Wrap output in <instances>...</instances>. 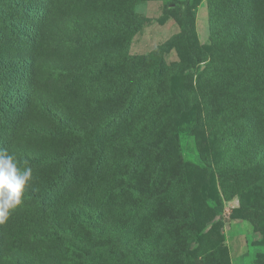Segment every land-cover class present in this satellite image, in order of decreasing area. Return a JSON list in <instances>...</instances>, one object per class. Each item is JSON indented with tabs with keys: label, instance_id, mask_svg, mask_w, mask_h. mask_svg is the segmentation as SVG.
<instances>
[{
	"label": "trees",
	"instance_id": "16d2710c",
	"mask_svg": "<svg viewBox=\"0 0 264 264\" xmlns=\"http://www.w3.org/2000/svg\"><path fill=\"white\" fill-rule=\"evenodd\" d=\"M226 1L238 21L263 2ZM103 8L102 1L94 0H0V149L13 154L22 168L32 169L21 205L0 223V264H127L121 254L125 247L123 253L139 258L138 264H190L189 245L196 246L197 239L202 242L206 236L194 240L188 234L196 219L188 199L190 186L183 174L173 175L164 148L140 140L138 127L122 128L116 135L106 132L140 106V100L129 94L130 85L140 83L133 71L135 57L127 59L126 50L112 46L94 49L88 57L87 52L75 57L72 50L60 51V45L73 48L95 38L97 32L89 33L86 21L98 17L115 39H131L142 28L143 21L133 11L122 17L121 9ZM252 31L229 62L218 57L204 71L212 85L200 92L206 121L215 132L214 145L219 147L216 158L225 154L228 160L218 159L221 170H233L225 179L229 190L251 177L261 181L264 191V133H259L255 116H264V33L253 41ZM74 33L81 38L75 40ZM116 56L118 60H113ZM106 57L123 68L88 80L91 96L82 100L80 91L68 87L69 77L93 70L90 62ZM157 82L150 93L157 90ZM125 96L128 102L121 105ZM236 144L240 154L231 157ZM93 146L100 156L93 155ZM207 168L210 174L216 170L211 163ZM105 174L116 175V181L106 182L103 191ZM119 177L125 180L124 187ZM141 177L146 187L131 182ZM164 178L171 180L167 188L152 191L169 183L163 185ZM222 187L230 198L225 182ZM125 190L131 192L130 204L122 198ZM114 196L118 201L112 203ZM223 208L222 203L214 206L215 213ZM108 212L113 213L110 224ZM145 216L150 222L140 230ZM258 217L252 216L256 224ZM171 223L185 231L184 238L177 237L178 245L171 251L167 240L155 248L159 234L174 231ZM77 225L83 232H76ZM54 243L56 254L46 246ZM110 250L111 256L101 261ZM65 252L68 263H59L57 255Z\"/></svg>",
	"mask_w": 264,
	"mask_h": 264
},
{
	"label": "rangeland",
	"instance_id": "374dc122",
	"mask_svg": "<svg viewBox=\"0 0 264 264\" xmlns=\"http://www.w3.org/2000/svg\"><path fill=\"white\" fill-rule=\"evenodd\" d=\"M97 1L104 3L103 12H106L107 8L121 9L120 15L124 17L133 11L143 21L142 28L131 39L129 37L115 39L112 32L101 26L102 17H98L94 22L86 21L88 23L86 30L89 33L97 32L95 38L86 39L73 48L60 45L62 53L66 54L72 50L75 57L85 52L88 57L94 54V49H109L108 46H112L115 50H126L127 59L131 56L135 57L137 64L133 65V71L136 82L140 81V83L130 85L132 89H129V94L132 98L133 95L136 96L134 100H140V106L134 108V113H131L129 119L118 127L106 128V132L112 135L115 131L116 135L122 128L128 127L132 130L138 127L136 134L139 135V139L146 144L157 142L164 148L163 153L169 156L173 175L180 177L183 174L186 178L190 186L188 199L193 205L196 218L191 223L188 234L194 240L196 236L206 234L202 242L197 239L196 246L189 245L190 264H206L212 256L211 264L262 262L264 264L263 186L260 180H251L250 177V180L246 178L241 184L232 186L229 190L230 184L225 179L228 174H233V170L228 168L226 171L221 170L223 167L219 165L221 162L218 159H223L224 156L223 161L228 160L225 159V154H219L218 159L216 158L219 147L214 145L215 132L206 121L207 116L200 96L202 87L212 85L211 79L204 76V71L216 58L222 57L229 62L234 53L242 51L252 30L253 41H258L262 37L264 0L259 2L243 21H238L235 17L236 11L226 0H94ZM73 36L75 40L81 38L79 33L78 35L74 33ZM83 36L87 37L88 34ZM117 58L116 56L113 60H118ZM111 61L112 59L106 57L90 62L89 67L93 70L70 76L71 82H68V87L80 91L82 100L89 99L91 93L86 88L88 80L99 79L104 77L105 73L114 71L116 74L120 68H123V65L118 68L113 66ZM97 66L100 67L97 69ZM155 81L159 82H157L158 88L155 93L154 91L150 93L149 88ZM123 92L125 91L121 94ZM125 97L122 98L121 105L123 101L128 102L129 97ZM255 116L260 126L259 133L262 134L264 116L258 113ZM154 119L157 122L155 127ZM154 128L157 132L153 130ZM239 147L240 145L237 144L232 146L236 149L231 157L240 154ZM95 150L93 155L100 156V151ZM207 163H211L216 169L211 174ZM124 172H127L126 167ZM112 181H116V175L101 176L102 190L106 189L108 185L105 184L106 182ZM168 181L169 178L162 179L163 185ZM119 182H122L124 187L125 180L119 177ZM131 182L137 184L140 182L147 186V181L144 182L143 177L133 178ZM170 182L171 180L162 188L155 186L152 191L167 188ZM175 182L179 184L180 180ZM222 182H225V189L230 198L224 194ZM122 196L128 204L133 200L131 192L127 190L123 191ZM116 201L118 197L114 196L112 203ZM219 203H222L224 208L217 215L214 206ZM112 214L108 212L105 215L109 224L112 223ZM252 216H259L258 224L254 222ZM148 218L145 216L142 219L140 230H145L150 222ZM170 226L174 231L167 229L162 236L159 234L155 248L163 246L162 242L167 240L166 242L171 244L168 248L171 251L172 246L178 245V238H184L185 231L181 227L173 223ZM76 228V232H83L80 225ZM171 233L173 234L170 235ZM173 235L174 238L171 240ZM46 246L51 248L54 254L59 251L56 243ZM127 249L125 247L124 251L126 252ZM123 252L121 254L125 255L127 264H138L139 258L136 259ZM111 254L112 250L103 256L101 261L108 259ZM66 255V252L64 255H57V261L68 263ZM107 263L108 261L103 262V264Z\"/></svg>",
	"mask_w": 264,
	"mask_h": 264
},
{
	"label": "clouds",
	"instance_id": "9594fccd",
	"mask_svg": "<svg viewBox=\"0 0 264 264\" xmlns=\"http://www.w3.org/2000/svg\"><path fill=\"white\" fill-rule=\"evenodd\" d=\"M32 177L31 167H21L15 156L0 149V223L22 203L25 187Z\"/></svg>",
	"mask_w": 264,
	"mask_h": 264
}]
</instances>
